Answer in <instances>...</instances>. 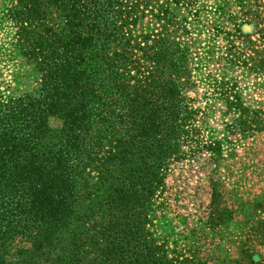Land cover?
Segmentation results:
<instances>
[{
	"label": "trees",
	"instance_id": "trees-1",
	"mask_svg": "<svg viewBox=\"0 0 264 264\" xmlns=\"http://www.w3.org/2000/svg\"><path fill=\"white\" fill-rule=\"evenodd\" d=\"M198 1L0 0L36 79L32 92L0 95V264H207L199 246L161 231L171 166L202 149L221 154L185 91ZM230 3L222 60L243 68L232 40L264 25V4L215 10ZM247 69L263 72L264 58ZM224 97L234 134L264 132L263 110ZM218 199L214 184L209 228L225 219Z\"/></svg>",
	"mask_w": 264,
	"mask_h": 264
},
{
	"label": "rangeland",
	"instance_id": "rangeland-1",
	"mask_svg": "<svg viewBox=\"0 0 264 264\" xmlns=\"http://www.w3.org/2000/svg\"><path fill=\"white\" fill-rule=\"evenodd\" d=\"M198 2L200 13L185 37L192 54L185 91L199 109L203 138L219 141L221 154L212 160L210 152L202 149L171 166L164 194L167 225L161 231L181 234V243L199 246L207 264H264V132L242 139L234 134L228 128L233 116L226 112L224 97L225 92H234L243 106L264 111V71L247 69L254 60L264 58V39L257 33L264 25L242 26L251 39L232 40L231 49L233 57L247 61V66L228 64L222 60L230 56L228 40L223 38L225 31L232 30L226 14L238 8L230 3L216 11L223 0ZM10 36L11 29L0 20V95L32 92L35 74ZM48 123L52 128L59 125L54 117ZM214 184L225 219L209 228L206 221Z\"/></svg>",
	"mask_w": 264,
	"mask_h": 264
}]
</instances>
